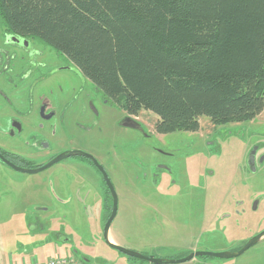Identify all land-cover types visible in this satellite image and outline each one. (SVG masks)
<instances>
[{"label": "rangeland", "instance_id": "obj_1", "mask_svg": "<svg viewBox=\"0 0 264 264\" xmlns=\"http://www.w3.org/2000/svg\"><path fill=\"white\" fill-rule=\"evenodd\" d=\"M8 38L0 24V66L5 54L12 56L8 69L0 67L2 150L33 164L74 151L91 155L116 194L108 231L121 248L151 257L154 251L164 255L154 258L182 261L177 264H264V237L234 258L183 261L194 252L235 253L264 231V109L246 123L214 126L202 116L197 132L157 134L155 114L126 116L102 103L92 84L49 47L26 41L33 66ZM55 67L57 73L44 77ZM39 106L54 117L44 118ZM126 119L140 129L123 126ZM47 187L54 197L43 202ZM111 208L100 174L77 157L38 174L0 166V264L55 257L152 264L108 246L104 226ZM21 257L32 261L21 263Z\"/></svg>", "mask_w": 264, "mask_h": 264}, {"label": "trees", "instance_id": "obj_2", "mask_svg": "<svg viewBox=\"0 0 264 264\" xmlns=\"http://www.w3.org/2000/svg\"><path fill=\"white\" fill-rule=\"evenodd\" d=\"M0 24L63 57L126 116L155 114L157 134L264 109V0H0Z\"/></svg>", "mask_w": 264, "mask_h": 264}, {"label": "water", "instance_id": "obj_3", "mask_svg": "<svg viewBox=\"0 0 264 264\" xmlns=\"http://www.w3.org/2000/svg\"><path fill=\"white\" fill-rule=\"evenodd\" d=\"M123 126L125 127H132L133 128V124H128V123H125ZM68 156H85L87 158H90L91 157L85 153H82V152H71V153H68V154H61L57 157H55L54 159H52L49 163H47L46 165L38 168V169H35V170H27V169H21V168H18L16 166H14L13 164H11L9 161L5 160L1 155H0V161L5 164L6 166L12 168L13 170H16V171H19V172H22V173H30V174H34V173H37V172H41L47 168H49L50 166H52L53 164L59 162L60 160L68 157ZM93 160V159H92ZM93 163L94 165L97 167V169L99 170V172H101L102 174V177L106 183V186L110 192V195L112 197V210H111V214L109 216V218L107 219L106 223H105V226H104V238L106 239V242L108 244L109 247L119 251L120 253L122 254H125L129 257H133V258H136V259H139V260H143V261H147V262H150L152 264H164V263H170V264H177L179 262H182L180 260H163V259H157V258H154V257H151V256H144L142 254H139V253H136V252H132V251H129V250H126L124 248H121L117 245H114L112 243H110L108 241V229H109V226L113 220V218L115 217V214H116V194H115V191L111 185V182L110 180L108 179L105 171L102 169V167H100L95 160H93ZM264 237V231H262L261 233H259L258 235L252 237L250 240H248L237 252L235 253H208V252H194L192 254H190L187 258L183 259V261H186V260H191L192 258L194 257H198V256H208V257H213V258H219V259H229V258H234V257H237V256H240L241 254H243L245 251H247L249 248H251L252 246H254L255 244H257L259 241L262 240V238Z\"/></svg>", "mask_w": 264, "mask_h": 264}, {"label": "flooded vegetation", "instance_id": "obj_4", "mask_svg": "<svg viewBox=\"0 0 264 264\" xmlns=\"http://www.w3.org/2000/svg\"><path fill=\"white\" fill-rule=\"evenodd\" d=\"M10 37H11V35H9ZM13 37V36H12ZM8 40H9V42H6V44L8 45V46H10V47H13L14 45L16 46V47H19V48H21L23 51H25L28 55H29V57L26 59V61L29 63V64H31V65H35L36 64V61L35 62H33V57H32V55H30V46H29V44L26 42V41H28V40H24V39H20V38H15V37H13V38H8ZM11 45H13V46H11ZM4 57L5 58H7L6 60H5V65H4V67L2 68L1 66V70H3L4 68L6 69H8L9 68V61H10V59H11V55H9V56H7V54H5L4 55ZM23 58V57H22ZM64 59V58H63ZM59 69L60 68H58V69H56V67L55 68H52L46 75H44V77H49V76H51V75H54L55 73H57L58 71H59ZM64 69H67V68H64ZM76 71V70H75ZM77 72V71H76ZM78 73V72H77ZM40 79H41V77H40ZM38 81H39V78H38ZM83 85V84H82ZM81 93H82V87H81ZM102 101V103H105V102H103V100H101ZM40 106L38 107V111L40 110ZM40 115H42L44 118H48V119H51V118H53L54 117V115H55V112H49V114H48V116L46 115V113H45V107H43V108H41V110H40ZM127 121H125L124 123H123V125L125 124V123H128V124H131V123H129V120L128 119H126ZM130 122H132V121H130ZM16 126V127H15ZM14 127L16 128V129H18V130H20L21 129V125L20 126H18V124H16ZM135 127V129L136 128H138V129H140V126H138V125H136V124H134L133 123V128ZM12 135H13V133H12ZM46 146H47V144H46ZM74 152H80V151H74ZM69 153H71V152H69ZM83 153V152H82ZM63 154H68V153H63ZM86 154V153H85ZM0 155L5 159V160H7V161H9L11 164H13L14 166H16V167H18V168H21V169H27V170H35V169H38V168H40V167H42V166H44V165H46L47 163H49L52 159H54L55 157H57V156H55V157H52L51 158V160L50 161H48L46 164H44L43 162H37L36 164H33V162H31V161H28V160H26L25 158H23L22 157V155H20V154H18V153H16V152H8V151H5V150H2L1 148H0ZM61 155V154H60ZM87 155H89V154H87ZM59 156V155H58ZM90 157H91V159L90 158H87V157H85V156H68V157H66V158H69V157H77V158H79V159H82V160H84V161H87L91 166H93L95 169H96V171L100 174V176H101V178L103 179V177H102V174H101V172H99V170L97 169V167L94 165V163H93V160H95L91 155H89ZM66 158H64V159H66ZM93 159V160H92ZM63 160V159H62ZM61 161V160H60ZM59 161V162H60ZM96 161V160H95ZM58 163V162H57ZM96 163H97V161H96ZM0 166H4V168H9L10 170H13L12 168H10V167H8V166H6L5 164H3L1 161H0ZM56 164V163H55ZM98 164V163H97ZM32 166L31 168H28V166ZM54 165V164H53ZM99 165V164H98ZM100 167H102L101 165H99ZM51 167V166H50ZM48 169V168H47ZM102 169L104 170V168L102 167ZM46 170V169H45ZM14 172H19V171H16V170H13ZM44 171V170H43ZM105 171V170H104ZM42 172V171H41ZM22 173V172H21ZM38 173H40V172H37V173H34V174H38ZM106 173V172H105ZM26 174H30V173H26ZM107 175V174H106ZM107 177H108V175H107ZM108 179H109V177H108ZM110 180V179H109ZM103 181H104V179H103ZM111 182V181H110ZM104 183H105V181H104ZM111 185H112V183H111ZM105 186H106V183H105ZM112 187H113V185H112ZM106 189H107V193H109V195H110V192H109V190H108V188H107V186H106ZM114 189V188H113ZM65 195H67V197L69 198V199H72V197H71V195H69V194H65ZM110 197H111V195H110ZM75 199V198H74ZM111 199H112V197H111ZM105 206V205H104ZM106 207V206H105ZM110 210H112V208L110 209ZM110 214H111V212L109 211L108 212V215H107V218H106V220L109 218V216H110Z\"/></svg>", "mask_w": 264, "mask_h": 264}, {"label": "crops", "instance_id": "obj_5", "mask_svg": "<svg viewBox=\"0 0 264 264\" xmlns=\"http://www.w3.org/2000/svg\"><path fill=\"white\" fill-rule=\"evenodd\" d=\"M50 188V187H49ZM49 188L47 187V191H46V194H45V197H44V194H43V200H41V201H43V202H46V200L45 199H47L48 200V198H50V197H54L53 196V192L52 191H49ZM51 190V189H50ZM53 193V194H52ZM31 199V198H30ZM32 200V199H31ZM37 203H39V202H37ZM108 241L110 242V243H112V244H114V245H120L119 244V242H117L116 240H115V238L113 237V235L111 234V232H109L108 231ZM111 248V247H110ZM112 250H115V249H113V248H111ZM194 249V248H193ZM135 251H138V252H141V253H143L141 250H139V249H137V250H135ZM194 251H197L196 250V248H195V250ZM116 252H118V251H116ZM120 253V252H119ZM122 254V253H121ZM149 254L150 255H153L154 257H164V255H161V254H157V253H155L154 251H151V252H149ZM118 256H120V255H118ZM7 258V257H6ZM10 259H11V257H8L7 258V261H9L10 262ZM118 259H119V257H118ZM19 260V259H18ZM18 260H16V261H18ZM4 261V260H3ZM21 263L22 262H26V261H32V259H30V260H28V259H26L25 257H21V259L19 260ZM5 262V261H4Z\"/></svg>", "mask_w": 264, "mask_h": 264}, {"label": "built area", "instance_id": "obj_6", "mask_svg": "<svg viewBox=\"0 0 264 264\" xmlns=\"http://www.w3.org/2000/svg\"><path fill=\"white\" fill-rule=\"evenodd\" d=\"M33 264V263H32ZM34 264H39V263H34ZM43 264H79L77 263L74 259H65V258H59L55 257L54 259H50L49 261L43 263Z\"/></svg>", "mask_w": 264, "mask_h": 264}]
</instances>
